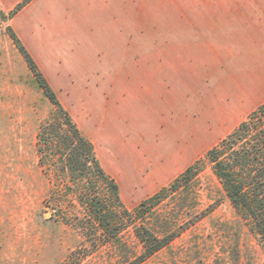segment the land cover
<instances>
[{
    "label": "rangeland",
    "instance_id": "374dc122",
    "mask_svg": "<svg viewBox=\"0 0 264 264\" xmlns=\"http://www.w3.org/2000/svg\"><path fill=\"white\" fill-rule=\"evenodd\" d=\"M23 1L0 0V264H70L83 250L70 184L38 151V131L54 106L11 31L93 144L125 206L201 160L199 209L206 214L144 264H264V250L204 158L248 114L232 113L239 99L229 96L218 68L206 66L201 76L199 67L175 64V57L187 61L186 51L158 43L155 18L82 20L50 10L47 0L17 9ZM106 252L78 264H102Z\"/></svg>",
    "mask_w": 264,
    "mask_h": 264
},
{
    "label": "trees",
    "instance_id": "16d2710c",
    "mask_svg": "<svg viewBox=\"0 0 264 264\" xmlns=\"http://www.w3.org/2000/svg\"><path fill=\"white\" fill-rule=\"evenodd\" d=\"M28 1L24 0L17 9ZM10 36L54 106L52 118L38 131V151L46 157L45 164L70 184L68 195L76 199L74 208L83 250L78 257H69V263L78 264L77 260L105 249L102 264H144L169 249L206 214L199 209L201 160L188 165L168 185L133 207L125 206L118 184L101 166L91 141L61 104L17 35L11 31ZM204 158L239 222L264 250V102L210 148Z\"/></svg>",
    "mask_w": 264,
    "mask_h": 264
},
{
    "label": "crops",
    "instance_id": "0c3cea01",
    "mask_svg": "<svg viewBox=\"0 0 264 264\" xmlns=\"http://www.w3.org/2000/svg\"><path fill=\"white\" fill-rule=\"evenodd\" d=\"M47 1L50 10L67 18H155L158 43L186 51L187 61L175 57V64L187 65L189 71L199 67L201 76L206 66L218 68L214 73L227 81L229 96L239 99L233 114H249L264 102V0Z\"/></svg>",
    "mask_w": 264,
    "mask_h": 264
},
{
    "label": "water",
    "instance_id": "95a60500",
    "mask_svg": "<svg viewBox=\"0 0 264 264\" xmlns=\"http://www.w3.org/2000/svg\"><path fill=\"white\" fill-rule=\"evenodd\" d=\"M51 213L49 211L46 212V217H50Z\"/></svg>",
    "mask_w": 264,
    "mask_h": 264
}]
</instances>
